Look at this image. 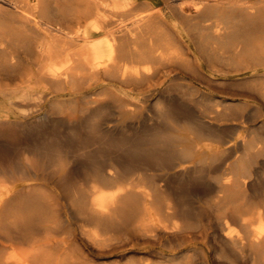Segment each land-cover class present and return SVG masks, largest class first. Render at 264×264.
Listing matches in <instances>:
<instances>
[{
	"label": "bare ground",
	"instance_id": "6f19581e",
	"mask_svg": "<svg viewBox=\"0 0 264 264\" xmlns=\"http://www.w3.org/2000/svg\"><path fill=\"white\" fill-rule=\"evenodd\" d=\"M162 5L177 22L176 29L186 31L195 55L192 61L171 62L168 74L184 69L200 77L204 66L221 77L230 69L262 71L247 89L264 99V0H162ZM161 16L160 9H141L134 0H0V93L9 97L10 106H17L11 97L23 90V101L27 100L34 83L42 93L56 94L100 78L133 89L150 88L158 70L148 65L170 58L178 48ZM91 36L104 41L101 44ZM46 97H38L35 106L44 104ZM106 97L123 100L104 92L88 104H100ZM248 107L244 102L225 109L227 114L211 110L208 121L192 128L183 124L187 112L170 105L156 127L154 148L133 149L119 142L116 149L121 152L112 156L103 142L111 137L109 129L66 136L58 147L81 151L77 156L83 158L72 172L88 168V177L76 186L67 185L66 176L57 180L37 157L19 161L15 172L0 167V264H83L71 252L75 231L88 244L143 240L148 249L166 243L171 251L166 255L149 250L145 258L127 264H196L183 250L197 238L207 243L210 236L224 252L229 249L244 262L264 264V190L258 191L257 183L253 186L257 166L264 165V138L216 136L221 122H237L228 125L234 134L246 129L244 121L252 116L245 113ZM60 108L54 105L52 114L62 112ZM37 118V125L41 124L37 132L42 135L49 118L44 114ZM8 122L0 117V133ZM96 141L104 147L87 150ZM207 158L221 177L211 187L206 211L200 212L195 224L188 208L197 189L179 191L174 185L195 183L193 175ZM151 165L157 173L150 182L145 172L128 177L137 166ZM54 181L57 184L51 186Z\"/></svg>",
	"mask_w": 264,
	"mask_h": 264
},
{
	"label": "rangeland",
	"instance_id": "374dc122",
	"mask_svg": "<svg viewBox=\"0 0 264 264\" xmlns=\"http://www.w3.org/2000/svg\"><path fill=\"white\" fill-rule=\"evenodd\" d=\"M134 3L141 9H160L161 17L164 18L161 24L168 29L176 42L175 45L178 46L170 58L166 57L167 60H162L154 65L147 64L153 69L156 68L158 70V74L152 80V86L149 88L146 85H143L139 88L133 89L132 86H124L114 80L100 78L99 80L84 81L83 83L80 82L79 90L67 88L64 92L56 94L55 92H52V90L42 93V88L34 83L30 85V92H27L29 93L27 100L23 101V90L11 97L12 102L18 101L17 106H10L9 97L0 93V117L9 120L8 125L2 127L3 130L2 133H0V142L3 146L0 148V157L2 160L0 167L15 172V165H17L19 161L22 162L27 157H37L43 162L44 167H46L48 171H54L56 173L57 180L60 177L64 178L66 176V178H68L67 185L76 186L80 180L82 181L81 183H83L84 179L88 177V168L87 166H84L80 169V173L74 174L72 172L76 161L81 162L83 161V158L78 159L77 156L81 151L70 153L69 151L58 147L66 136L79 137L81 135V137H83V135L85 136L87 133L91 134L95 132L93 130L99 128L100 130L109 129L111 137L106 136V139L103 142H107L106 144L109 146L108 155L110 156L117 155L121 152L116 149L119 142H122L123 147L132 146L133 149H152L155 147L156 127L164 114L169 111L170 105L173 104L174 106L181 107L187 112L188 118L183 120L185 122L183 124H188V126L195 128L198 127L200 122L208 121V115L211 110L215 109L221 112L224 111L227 114L228 110L225 111V109L231 106L234 107V105L241 106L245 102L249 104V107L245 108V113H251L252 115L249 120L244 121L246 129L239 130L237 134H234L233 130L228 125L234 123L237 124V122L226 124L221 122L217 123L221 126V129L216 128V136L230 139L237 138L238 134H241L248 139L252 137L264 138V99L253 92V90L247 89V84L251 82L256 75H261L262 71L259 72V74H250L247 73L246 70L230 69L229 71L224 72V74H226L225 77H221L212 74V71L204 66L201 71L199 70L200 77L192 76L184 69L180 70L181 73L170 72L168 74V66H172L173 62H181L183 59L192 61L195 56L193 53L194 47L193 45H190L191 43L185 36L186 31L183 27L176 29L175 25L177 22L167 10L163 8L162 0H134ZM91 39L100 43L104 41V38H99L98 36H91ZM187 45H190V48H188ZM106 58L107 57H104V60ZM243 82L244 84H242ZM220 85L222 88L219 87ZM227 85L229 87H227ZM240 88L242 90H240ZM235 91L238 93L249 92L247 93L249 95L243 97L232 95V92ZM104 92L116 95L119 99L123 100L113 102L111 98L106 97L107 100L100 104H88L91 98H96ZM252 92L253 94H250ZM45 94H48V97H46L44 104L35 106L36 102L39 100L38 97ZM223 100H227L228 103L223 102ZM42 102L43 101H41V103ZM54 105H58L63 111L58 112L57 110H54L53 112H55V114H52L51 109H54ZM23 113L28 115V117L21 118L20 115ZM43 114L47 115L49 121L45 122V125H43V129H46V134L43 133L41 135L37 132V129L41 127V124L37 125L36 122H38L37 117L42 116ZM101 124L104 125L102 126ZM25 132L30 134L28 135ZM175 133L177 134L178 132L175 131ZM100 143L101 141L94 142V144L87 150H92L93 148L97 149L100 145L104 147V143ZM16 144L18 145L16 146ZM177 146H179V144ZM110 164L112 168H115L119 172L121 171L116 165L112 163ZM200 165L201 167L193 175L195 183L186 181V184L184 181L183 183H176L174 185L179 191H184L185 188L192 187L197 189L198 195L191 199V205L188 208L195 224L200 220V212L206 211V209H204V202L207 201L211 187L216 185L218 178L221 177L219 172H215L211 169V161L209 158ZM257 167L258 170L253 176V186L255 187V184L257 183L255 188H259L258 191H261L264 190V165H258ZM132 171L133 172L128 174V177L130 175V177L135 178L145 172L146 178L148 177L147 182H150L153 177L155 179V174L157 173L156 167L153 165L137 166L135 169H132ZM55 184L57 183L54 181V184L52 183L51 186ZM197 185L199 186L198 188ZM109 189L112 190L113 185L110 186ZM232 231L235 232V229H232ZM74 235L76 238H74L72 242L73 246L71 252L76 260L83 264H127L134 259L140 260L145 258L148 256L147 252L149 250H152L153 253L163 252L166 255L171 254V251H168L165 246L166 243H164L165 245L162 247L152 246L150 249L147 248L148 243L143 240H132L131 243L126 242L122 244H117L116 240L105 244H88L77 231L74 232ZM210 239H212L211 236L209 241L204 243L201 238H197L194 243L188 244L183 252L189 251L188 254L193 256V260L196 264H227L230 260H232L234 264H251L250 262H244L239 259V257L235 256L229 249L224 252L218 243L211 242ZM173 243L176 244L178 242L175 240ZM155 261L159 262V260ZM228 264H230V262Z\"/></svg>",
	"mask_w": 264,
	"mask_h": 264
}]
</instances>
